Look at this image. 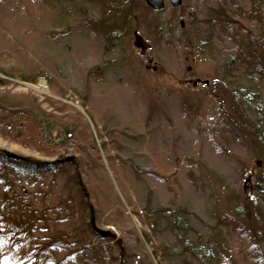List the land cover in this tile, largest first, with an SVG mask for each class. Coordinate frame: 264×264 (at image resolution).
Segmentation results:
<instances>
[{"label": "rangeland", "instance_id": "rangeland-1", "mask_svg": "<svg viewBox=\"0 0 264 264\" xmlns=\"http://www.w3.org/2000/svg\"><path fill=\"white\" fill-rule=\"evenodd\" d=\"M142 1H0V78L10 82L0 86V95L10 97L3 104L41 116L40 104L57 123L49 132L52 154L2 136L0 149L62 165L29 177L14 172V199L7 205L21 203L26 213L40 208L45 230L59 234L77 236L94 221L102 238L89 232L92 224L77 236L88 244L93 264H264V197L247 199L243 189L249 178L254 191L264 175V104L236 102L258 83L264 101V0H235L233 9L226 6L231 0L188 6L183 0L179 7L186 12L166 1L156 15ZM129 2L133 16L126 24ZM224 6L232 24L223 22L216 32L201 28ZM166 22L180 32L185 26L206 33L204 48L183 45V72L165 49ZM175 30L171 37L180 35ZM237 36L239 45L258 41L247 55L255 57L243 64L248 71L262 65L258 81L238 76L239 65L224 59L237 55ZM37 69L56 78L62 91H50L45 79H22ZM47 97L57 100V109ZM74 109L101 149L58 138L62 122L82 119ZM34 131L30 123L32 139ZM79 253L64 264H84Z\"/></svg>", "mask_w": 264, "mask_h": 264}, {"label": "trees", "instance_id": "trees-1", "mask_svg": "<svg viewBox=\"0 0 264 264\" xmlns=\"http://www.w3.org/2000/svg\"><path fill=\"white\" fill-rule=\"evenodd\" d=\"M1 1V0H0ZM193 0L187 1V6L190 2ZM250 1V0H249ZM254 1V0H252ZM143 2V1H142ZM227 2V0H226ZM145 10H149L152 12V15H156V11H153L150 7L146 5L145 2H143ZM226 6H229L230 9H233L232 6H236L235 0L228 1ZM126 8L128 9V15L126 24L129 23L132 14L133 3L129 2V4L126 5ZM183 9L184 12H186V6L184 7H178ZM225 9V6L214 16L213 19H206L202 23V27H207L213 31L216 32L217 28L221 26L223 22H230L232 24V16H234L232 13H228ZM228 15H230V19H228ZM192 25H196L198 22V18L196 15H192ZM234 18V17H233ZM237 19V18H236ZM208 25V26H207ZM180 30L177 26H172V23L170 25L165 23L161 27V30L164 32V36H167V39L163 38V41L166 44L165 49L170 48L169 54L173 58L174 64L178 67L179 71H185V66L183 64V61H185V48H182L183 45L187 47V49L191 46H195V44L198 45V47H205V45L209 44L208 40L205 37V32L200 29L194 30L189 28L186 29L185 26H181L182 29L181 32L179 31L180 35L175 37H171V32ZM206 28V29H207ZM249 34L251 36L252 31L248 29ZM207 32V31H206ZM170 37V38H169ZM255 38V37H254ZM175 39V42L171 44V41ZM235 42V48L237 50L235 56H231L230 53H228V56H226L225 60H231V62H227L228 65L231 66V63L236 62L239 66L238 69L242 70V72L238 73V76H243V79L247 81L249 80H256L258 81V77L262 76V68L260 64L255 63L252 71H248L246 68H244L243 64H248L251 59H253L255 56H250L248 58V54L251 53L252 46L254 45L255 40L253 39L251 41V44H240V38L237 36ZM262 45H264V41L262 42ZM256 51L255 46L253 47ZM224 54V53H223ZM253 54V49H252ZM231 69V68H230ZM264 70V68H263ZM5 72V70H4ZM12 72V71H10ZM250 72V73H249ZM249 73V74H248ZM13 79H15V75L10 73V75ZM22 79L25 82L28 83H37L40 79H45L48 82V85L50 87V91L53 93H60L62 91V87L57 83V79L52 77L49 73H45L43 70L37 69L34 72L26 73L21 76ZM10 82L6 79L0 78V86H7ZM253 90L250 91H243V92H252V94L247 95L246 93L242 96L239 95L238 97L240 100H237L236 102L240 105H246L249 107H253L250 103L251 100H253L255 103H261L264 104V101L261 100V84H257L256 88H252ZM75 92L78 93V89L74 88ZM238 91L240 89H237ZM241 92V93H243ZM264 93V91H263ZM7 94H1L0 95V136L4 138H9L10 140H16L23 144L25 147H30L32 149L37 150L38 152H48L49 154H52L54 147H51L49 144L51 141H49L50 136L49 132L54 128L53 126L57 123H55L54 118H56V115L53 112L46 113L42 109H40L41 105L38 104L39 110L42 112L41 116H38L30 110L22 109L19 106L16 107H10L7 104H3L5 102V98L7 97ZM237 95V94H236ZM246 97H243L245 96ZM27 97L29 100H31L32 104L38 103V98L34 94H27ZM20 98V97H18ZM46 102L53 108H56V99H52L47 97ZM33 106V105H31ZM38 109V108H37ZM65 109V108H64ZM64 109L62 111H64ZM74 114H79V116L82 118V114L77 112V110ZM75 116H70L69 121H64L61 123L62 131L57 135L58 138H62V140L67 139H73L74 142L81 141L82 143H91L93 147L97 149H101L96 144V138H93V135H90L89 126L87 123H82L81 120H76L74 118ZM243 118V115H242ZM34 123L35 131L33 138H30L28 128L29 124ZM59 124V123H58ZM87 132H89L88 135ZM258 137L261 140L262 133L258 132ZM110 134L108 133V136ZM92 136V137H91ZM98 138H104L103 135H98ZM106 138V137H105ZM108 138H106L107 140ZM77 144V143H76ZM104 144V145H103ZM107 141L102 142L101 146L106 147ZM95 149V150H97ZM60 164H58V161H50V160H38V159H27V158H20V159H12L9 158L6 155V151L0 149V264H64V261L66 258L72 257L74 253L78 254L77 250H81L79 254H83L82 260L86 262L93 264L95 262V257L92 255H88V252H86V248L88 244L86 242H82V240H78L79 234L82 236V234L86 231V228L88 230L89 225L81 226L83 230L79 232V234L76 236V232H73L72 230L66 231L64 234H59L58 232H55L54 229H50L48 226V229L45 230L47 223L46 216L39 211L40 208L33 209L34 211L31 213H26L24 211L21 205V203L17 204V207H12L11 202L7 205L8 198L14 199L13 193H12V186L15 184L13 183L15 179L14 172H17V175H37L39 172H50L53 169H56ZM14 168H11L13 167ZM54 166V167H52ZM6 175L5 170H9ZM5 179V180H4ZM78 183H82V180L79 178ZM24 194V191L21 192V194ZM14 196L16 198H22L21 195L14 193ZM252 196H260L261 198L264 197V175H261L260 177H257V180L255 182L254 191ZM9 199V200H11ZM250 199V198H247ZM57 208V207H54ZM67 209L63 210L61 212V217H64L63 214H65ZM260 213L262 215V218L264 220V208H260ZM50 232V234H49ZM89 232L94 235L96 238H99L97 234L93 229L92 231L89 230ZM53 233V234H52ZM88 234V233H87ZM100 236V235H99ZM102 238V236H100ZM73 239V240H72ZM77 239V240H74ZM100 239V238H99ZM74 241V242H73ZM79 244V245H78ZM73 245V246H72ZM81 245V246H80ZM72 246V247H71ZM71 249V250H68ZM76 251V252H75Z\"/></svg>", "mask_w": 264, "mask_h": 264}, {"label": "water", "instance_id": "water-1", "mask_svg": "<svg viewBox=\"0 0 264 264\" xmlns=\"http://www.w3.org/2000/svg\"><path fill=\"white\" fill-rule=\"evenodd\" d=\"M166 1H168L173 7L177 8L182 4L183 0H145L146 4L155 11L163 10L165 7ZM139 41H141V37L137 36L136 45H137V47L143 48V46L140 45ZM6 155L12 159H20L21 158V157H18L17 155H15L13 153H10V152H8V153L6 152ZM243 189H244V193H245L246 197L251 198L253 195V185H252V181L249 178L244 182V188ZM91 224H92L93 230L95 232H97L101 236L103 234L105 235V232H102L99 229H96L94 221H92Z\"/></svg>", "mask_w": 264, "mask_h": 264}]
</instances>
